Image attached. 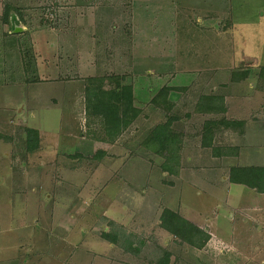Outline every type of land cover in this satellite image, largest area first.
<instances>
[{
  "label": "rangeland",
  "instance_id": "1",
  "mask_svg": "<svg viewBox=\"0 0 264 264\" xmlns=\"http://www.w3.org/2000/svg\"><path fill=\"white\" fill-rule=\"evenodd\" d=\"M7 5L23 20L3 23ZM122 76L141 112L109 144L85 85ZM164 86L181 89L170 111L150 104ZM202 95L227 112L197 111ZM170 115L184 143L165 172L143 141ZM220 117L244 134L223 127L204 147ZM28 128L40 150L27 151ZM236 166H264V0H0V264H153L163 251L170 264H264V195L229 182ZM165 208L210 239L178 241L159 226Z\"/></svg>",
  "mask_w": 264,
  "mask_h": 264
},
{
  "label": "trees",
  "instance_id": "2",
  "mask_svg": "<svg viewBox=\"0 0 264 264\" xmlns=\"http://www.w3.org/2000/svg\"><path fill=\"white\" fill-rule=\"evenodd\" d=\"M13 10L20 15L19 8L7 5L2 15L3 23L9 24L11 17L13 18L11 15ZM22 20L23 17L21 16ZM28 58L29 62L25 64V67L27 70L31 69L32 71L34 62L32 57ZM116 78L118 77L113 80L115 84L111 89H104L98 86V84L103 83L104 78H87L84 91L86 109L90 117L88 122L91 123L93 131L99 129L102 141L109 144L115 143L137 120L141 112V109L136 105L133 85L124 83L125 77L123 76ZM180 90L179 87L164 86L152 97L150 104L156 110L170 111L174 104L170 100V95ZM200 98L197 111L206 113L217 112V115L227 112L226 107L221 103V97L202 95ZM200 105L203 107H200ZM178 121H180L178 116L170 115L164 123L155 126L143 141V144L147 145L153 154L160 155L164 159L162 169L165 172H171L173 166L176 167L180 164L179 155L183 148L184 133L174 128V124ZM235 126L239 127L237 131L242 134L245 129V121H228L225 117L207 121L203 126L202 132L203 146L209 147V145H212L217 131L221 130V128ZM26 136V149L28 152L41 149L37 130L26 129ZM103 156H105V151L100 150L93 155V158L99 159ZM219 156L222 157L223 155ZM228 180L233 184L244 185L260 194H264V166L232 167L229 170ZM159 226L170 235H173L178 241L189 246L202 248L210 239V236L204 230L171 209L165 208L163 210ZM104 236L112 243H119L118 235L114 236L110 232L105 233ZM127 247L129 249L133 248L131 243ZM170 258L171 254L163 251L162 256L153 264H170Z\"/></svg>",
  "mask_w": 264,
  "mask_h": 264
},
{
  "label": "crops",
  "instance_id": "3",
  "mask_svg": "<svg viewBox=\"0 0 264 264\" xmlns=\"http://www.w3.org/2000/svg\"><path fill=\"white\" fill-rule=\"evenodd\" d=\"M245 131V130H244ZM244 131H243V133L242 134H244ZM237 132V134H239L238 133V131H236ZM241 135V134H240ZM216 136V135H215ZM217 140H215V141H213V143L215 144V142H216ZM218 144H220V142H218ZM209 147H211V145H209ZM208 148V147H207ZM233 155H225V154H223V156L222 157H220V158H218V160H225L226 158H229V157H232ZM211 157H216V156H213V155H211ZM236 157H237V155H236ZM262 195H264V194H262ZM188 220H190V219H188ZM256 229H260V227H257Z\"/></svg>",
  "mask_w": 264,
  "mask_h": 264
},
{
  "label": "water",
  "instance_id": "4",
  "mask_svg": "<svg viewBox=\"0 0 264 264\" xmlns=\"http://www.w3.org/2000/svg\"><path fill=\"white\" fill-rule=\"evenodd\" d=\"M22 28L21 27H17V26H14V29L12 31V33H18V32H21Z\"/></svg>",
  "mask_w": 264,
  "mask_h": 264
}]
</instances>
